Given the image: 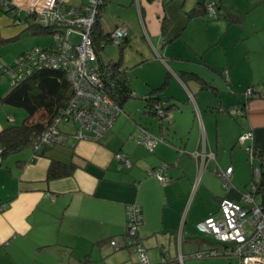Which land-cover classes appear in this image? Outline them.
<instances>
[{"label": "crops", "instance_id": "0c3cea01", "mask_svg": "<svg viewBox=\"0 0 264 264\" xmlns=\"http://www.w3.org/2000/svg\"><path fill=\"white\" fill-rule=\"evenodd\" d=\"M13 1L19 7L17 17L0 12L3 43L17 39L22 31L19 28L27 29L23 7L28 0ZM66 1L81 7L86 0ZM201 1L207 0L103 1L98 19L104 34L125 25V44L135 34L160 44L163 54L153 52V56L166 68L163 80L167 76V84L160 95L167 98L162 104L171 117L164 122L155 116L156 126L141 125L161 138L148 156L138 154L146 148L132 138L141 129L134 135L130 132L123 146L112 145L113 139L124 136V117L119 113L101 137L106 147L92 143L90 150L83 151L79 144L68 146L67 141L45 146L39 155L25 147L0 158V264H80L84 258L86 264H135L136 257L129 249L115 250L106 240L113 237L118 245L122 244L125 205L135 200L142 212L138 237L150 264H161L162 258L163 264H170L178 252L188 254L204 248L208 243L196 236L199 233L195 223L208 215L217 216L220 198L238 200L248 179L250 184H256L254 199L264 209V185L257 187L261 175L254 173V169L261 168L260 162L254 159L251 164L244 147L237 142L240 134L249 131L251 136L245 144L264 157V33L245 50V64L243 59L225 56L222 61L207 60L203 53L184 56L178 48L169 50L171 41L183 35L193 17L188 18L186 12ZM262 6L258 0L252 6L263 15L256 18V29L264 27V11L258 9ZM219 16L224 18L218 11ZM14 19L20 27L14 25ZM224 19L227 25L231 23ZM109 44L98 53L103 64L118 57L117 52L116 57L103 59L102 53ZM1 65L0 55V130L20 124L17 121L22 117L19 111L16 114L17 107L1 100L11 90L7 70H2ZM119 68L125 71L130 85L121 61ZM246 87L254 89L248 98L242 95ZM240 107L242 114L238 115L235 111ZM59 125L58 129L68 135L75 131L62 130ZM131 142L137 147L133 153ZM203 143L214 159L206 160L201 167L200 159H194L191 153L201 150ZM116 152L127 155L131 162L126 167L128 171L111 169V158ZM71 157L78 166L70 176L46 179L51 158L67 161ZM137 159L138 167L134 163ZM161 163H167L169 178L163 186L146 172ZM227 166L232 167L230 182L239 188L224 190L216 179L219 177L213 170ZM224 258L227 259L218 255L187 258L183 264H231L232 257Z\"/></svg>", "mask_w": 264, "mask_h": 264}, {"label": "built area", "instance_id": "2783aa9c", "mask_svg": "<svg viewBox=\"0 0 264 264\" xmlns=\"http://www.w3.org/2000/svg\"><path fill=\"white\" fill-rule=\"evenodd\" d=\"M104 0H86L83 6L75 7L67 4L66 0H28L23 7L33 24L53 25L57 32L53 34V42L48 46H34L24 55H21L14 69L10 73V84L19 81L29 74L35 67L48 65L61 68L72 88V95L65 105L57 112L44 130L37 135L32 144L33 155H39L41 149L49 144H65L67 140L89 139L98 141L112 126L120 109L105 92V82L98 70V46L93 42V24ZM19 7L13 0H0V12H10L18 16ZM204 13L208 18H218L215 0H207ZM18 23L17 19H14ZM125 25H118L109 36L111 43L119 45L127 36ZM252 87L244 91L245 98L252 95ZM155 115L169 119L171 113L162 104L153 106ZM236 114H242L241 107ZM198 114V113H197ZM73 121L78 124L75 131L68 135L58 129L61 122ZM251 136L249 131L238 136L237 142L244 147L249 162L259 160L261 168L254 169V173L263 176L264 157L259 156L246 143ZM135 143L152 151L160 139L146 129L132 136ZM194 159H200L201 167L206 160L214 159V154L208 151L203 143L202 149L191 153ZM115 158L126 167L131 165L123 153H116ZM166 164L162 163L148 174L156 177L160 185L168 182ZM221 182L224 190L232 188L230 176L232 167L224 169L216 167L213 170ZM256 186L250 184L239 194L238 200L227 197L218 202V215H208L195 223L198 233L210 234L213 240L224 244L223 249L197 250L192 253H177L170 264H183L187 258H204L215 255L237 257L238 264H264V209L254 199ZM142 222L141 206L138 201H131L125 205L124 230L121 245L129 247L135 255V264H150L146 250L136 238ZM249 228H246L245 225ZM109 244L116 248L118 243L111 240Z\"/></svg>", "mask_w": 264, "mask_h": 264}, {"label": "rangeland", "instance_id": "374dc122", "mask_svg": "<svg viewBox=\"0 0 264 264\" xmlns=\"http://www.w3.org/2000/svg\"><path fill=\"white\" fill-rule=\"evenodd\" d=\"M223 2L226 7L236 9L242 14L243 18L241 22L230 23L227 25L225 19L220 16L217 19H211L205 15L193 16L191 17L187 28L184 29L183 35L176 37L171 41V44H173L169 47V50L170 48H178V52L184 56L195 54V52H198V54L203 53L205 58H209H207V60L215 59L222 61L225 56L227 58L237 60L243 59L245 64V52L249 49L251 44L256 42L258 35L264 33V27L262 29H256V18L263 15L260 10H254L252 8L253 4H255L257 0H223ZM258 9L264 11V6ZM14 25L16 27L21 26L17 23ZM19 30L22 31L17 39L0 44V46L3 45L0 47V55L1 62L4 65H12L21 51L26 50L35 44L43 45L51 41L53 38V34L41 33L30 35L29 29L19 28ZM117 52L118 45L110 43L106 50L102 53V57L103 59H107L108 57L114 58L117 56ZM153 52L163 54L160 44L152 40L146 41L140 34L131 35L129 43L125 44L123 48L121 67L125 68L127 71V76L133 89V96H130L124 102L123 108L120 112V116L124 117V119L121 120V134L124 136H118L113 139L112 145L116 148L121 144L123 146L125 141L129 140L128 136L130 132L134 135V133L142 129L141 125L150 126V124H152L153 126H156L157 124V118L155 116H148L143 112L144 103L142 100L143 93L149 88L159 85L165 74V65L157 58V60L154 58ZM238 63L241 62L239 61ZM201 64L206 65L203 62H201ZM10 73L11 70L8 68L7 74L9 75ZM247 88L248 87L242 90V95H244V91ZM15 111L16 114H18V111L19 113H22V117H20L17 121V123H20L22 118L25 116V112L21 108H17ZM39 117L40 116L38 115L37 118ZM160 120L165 122V118ZM59 126L62 130L74 131L75 128L78 127V124L69 120L67 122H61ZM102 138H100L98 142L89 139H69L67 141L68 146L72 145V143H77L79 144L77 145L79 149L87 151L91 149L90 144L92 143L106 147L107 143L102 140ZM131 143H133L131 150L133 153L137 147H135L134 142ZM83 145H85V147H83ZM142 151L143 152H138V154H145L147 156L151 155V151L148 149H142ZM111 159L113 164L111 169L122 168V170L125 171L129 170L117 161L115 154ZM131 160L133 161V159ZM139 161L140 159L134 161L135 166L138 167L140 165ZM135 166L133 167L135 168ZM216 179L222 186L221 180L217 177ZM248 183L249 179L246 181L247 186L250 185V183ZM231 186L236 187L237 185L232 182ZM239 187L240 186H237L236 188ZM245 227L249 228L247 224ZM196 236L204 239H213L210 234L196 233ZM223 259L226 260L227 258L223 257ZM231 264H238L237 257L233 256L231 258Z\"/></svg>", "mask_w": 264, "mask_h": 264}, {"label": "trees", "instance_id": "16d2710c", "mask_svg": "<svg viewBox=\"0 0 264 264\" xmlns=\"http://www.w3.org/2000/svg\"><path fill=\"white\" fill-rule=\"evenodd\" d=\"M215 1H216V9L219 11V13L222 16H224V18L227 19L228 22L238 23L241 21L242 15L240 13H237L236 11H233L225 7L223 5V0H215ZM258 1L259 3L264 4V0H258ZM205 2L206 1L198 2L193 8H191L186 12V16L189 18L191 16L204 14ZM99 15L100 12L96 16V21L93 24L92 35H93L94 45L98 46L100 42H102L103 45L102 47H100V49H103L104 45L107 42L111 43V39L109 36L110 32L104 34L101 31L99 25V19H98ZM26 20H27L26 28L30 30L31 35L41 34V33L54 34L55 32H57L53 25L33 24L30 21L29 16H26ZM52 42H53V38L51 41L43 45H34V46H48L51 45ZM126 42H127V36H125L122 39V41L119 43L118 57L114 62L103 64L98 59V70L105 82V92L108 94L111 100L116 104V106L120 109V112L123 108L124 102L130 96H133V90L130 87L128 80L125 76V71L119 68L122 57V50ZM1 43H3L2 40H0V44ZM34 46H31L30 48L21 51L17 55L12 65L10 66L1 65L2 70L5 69L7 70L6 72H8V68H10V70L12 71V69H14V67L16 66L15 64L18 58L21 55H24L28 50H30ZM189 75L193 76L194 78H197L195 75H192L191 73H189ZM9 81H10V74H9ZM166 84H167V76L159 86L149 89L142 96V100L144 102V113L148 115L156 116L153 110V106L157 103L162 104L163 101L167 100V98H164L160 95V93L164 91ZM10 85H11V90L5 96H3L1 100L5 104H9L11 106L23 109L25 112V116L23 117L20 124L10 125L0 130V158L10 153L18 152L25 147L31 148L37 135L40 134L42 130H44L46 125L53 119V117L57 114V112L65 105L66 101L69 99V97H71L73 92L70 83L65 76L64 71L61 68L48 66V65H40L38 67H35L24 78ZM252 90L254 93L253 88ZM162 106L164 107L163 104ZM38 115L41 116L40 119L37 118ZM45 146L42 147L41 152L42 150H44L43 148ZM255 153L259 156L263 155V153L261 152H255ZM165 164L167 166V163ZM77 166L78 165L72 161V157L67 161L51 158L46 170V179L52 180L56 178L70 176ZM258 180L259 183L257 187H259L260 185H264L263 176L259 177ZM124 235H126V231L123 228L121 236L124 237ZM136 238L141 243L138 237V233ZM106 240L109 244L111 240H115V239L113 237H110L107 238ZM204 240L208 244L205 245L204 248H202V250H211V249L218 250V249H223L225 246L224 244L222 245L221 243H218L215 240L214 241L211 239H204ZM122 247L129 249V247L124 245H118L116 248L113 249L116 250ZM218 256H222V255H218ZM164 262L165 260L162 258L161 264H163ZM80 264H86V258L82 259Z\"/></svg>", "mask_w": 264, "mask_h": 264}]
</instances>
